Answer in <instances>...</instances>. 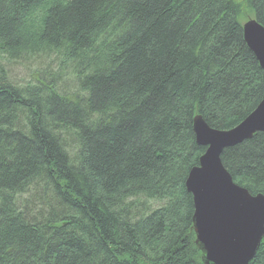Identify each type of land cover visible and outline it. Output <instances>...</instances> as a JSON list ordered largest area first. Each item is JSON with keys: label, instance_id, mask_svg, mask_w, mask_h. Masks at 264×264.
<instances>
[{"label": "trees", "instance_id": "16d2710c", "mask_svg": "<svg viewBox=\"0 0 264 264\" xmlns=\"http://www.w3.org/2000/svg\"><path fill=\"white\" fill-rule=\"evenodd\" d=\"M244 4L264 27V0H0V264H204L194 118L264 98ZM221 161L264 194V132Z\"/></svg>", "mask_w": 264, "mask_h": 264}, {"label": "water", "instance_id": "95a60500", "mask_svg": "<svg viewBox=\"0 0 264 264\" xmlns=\"http://www.w3.org/2000/svg\"><path fill=\"white\" fill-rule=\"evenodd\" d=\"M242 28L244 41L264 69V27L249 18ZM193 130L197 144L206 147L185 182L194 203L195 243L204 264H249L258 249H264V194L252 195L236 184L221 155L264 132V98L232 129L211 128L197 115Z\"/></svg>", "mask_w": 264, "mask_h": 264}, {"label": "rangeland", "instance_id": "374dc122", "mask_svg": "<svg viewBox=\"0 0 264 264\" xmlns=\"http://www.w3.org/2000/svg\"><path fill=\"white\" fill-rule=\"evenodd\" d=\"M237 1H240V0H237ZM250 16H251L250 11L248 10L246 5L244 4L242 7L241 21L242 22L245 21ZM12 70H13V72H12L13 77L15 79H18V81H19V78L24 75V71L20 68H12Z\"/></svg>", "mask_w": 264, "mask_h": 264}]
</instances>
